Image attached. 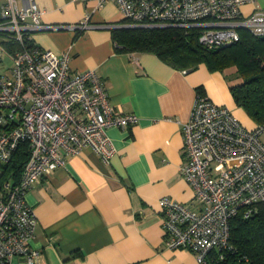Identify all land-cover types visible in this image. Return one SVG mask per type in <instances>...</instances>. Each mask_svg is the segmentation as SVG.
<instances>
[{
	"label": "built area",
	"instance_id": "1",
	"mask_svg": "<svg viewBox=\"0 0 264 264\" xmlns=\"http://www.w3.org/2000/svg\"><path fill=\"white\" fill-rule=\"evenodd\" d=\"M96 1L117 3L123 20L114 27L193 29L206 49L239 40L242 30L264 34V10H241L255 0ZM41 15L33 0H0V161L28 144L19 177L0 185V264H15V257L40 264V250L30 245L37 218L25 200L33 184L85 147L108 162L116 150L107 129L137 119L114 110L94 69L72 73L67 53L56 55L36 44ZM87 20L53 27L76 30L87 27ZM181 131L179 173L193 187L198 207L160 198L166 245L194 252L199 264H250L233 254L230 221L238 214L248 217L264 201V127L247 128L229 108L196 94Z\"/></svg>",
	"mask_w": 264,
	"mask_h": 264
},
{
	"label": "crops",
	"instance_id": "2",
	"mask_svg": "<svg viewBox=\"0 0 264 264\" xmlns=\"http://www.w3.org/2000/svg\"><path fill=\"white\" fill-rule=\"evenodd\" d=\"M42 10L36 44L67 53L72 73L94 69L114 110L134 114L135 123L107 129L115 153L104 162L89 147L65 156V163L25 193L36 218L30 245L40 264H199L194 252L169 248L163 239V196L193 208L194 190L179 173L184 160L182 124L196 87L230 109L247 128L257 124L228 95V82L204 64L187 72L152 52H117L111 29L123 20L114 1L33 0ZM22 3V0H19ZM264 0L244 4L249 14ZM80 29L66 26L82 22ZM264 142V131L260 133ZM0 161V175L1 164ZM13 180V178H8ZM15 264H26L15 257Z\"/></svg>",
	"mask_w": 264,
	"mask_h": 264
},
{
	"label": "trees",
	"instance_id": "3",
	"mask_svg": "<svg viewBox=\"0 0 264 264\" xmlns=\"http://www.w3.org/2000/svg\"><path fill=\"white\" fill-rule=\"evenodd\" d=\"M111 35L117 52H152L178 69L204 64L209 71L223 73L236 105L256 126L264 127V34L242 30L239 40L214 49L204 48L193 29L181 27H113ZM231 76L235 83L229 82ZM196 94L205 95L202 85L196 87ZM27 158L28 144L22 142L10 160L1 164L0 185L8 178L16 180ZM230 241L235 257L264 264V201L256 203L248 217L232 218Z\"/></svg>",
	"mask_w": 264,
	"mask_h": 264
},
{
	"label": "rangeland",
	"instance_id": "4",
	"mask_svg": "<svg viewBox=\"0 0 264 264\" xmlns=\"http://www.w3.org/2000/svg\"><path fill=\"white\" fill-rule=\"evenodd\" d=\"M0 72H4V66H3L2 64H0ZM227 73H229V72L227 71ZM230 75H231V74H230ZM229 82L235 83V79H233L232 76H231ZM228 95H229L230 99L235 103V101H234V99H233V96H232V93H231L230 88H229V84H228ZM235 104H236V103H235ZM240 108L243 109L242 107H240ZM243 110H244V109H243ZM245 113H246V112H245ZM246 114H247V113H246Z\"/></svg>",
	"mask_w": 264,
	"mask_h": 264
},
{
	"label": "water",
	"instance_id": "5",
	"mask_svg": "<svg viewBox=\"0 0 264 264\" xmlns=\"http://www.w3.org/2000/svg\"><path fill=\"white\" fill-rule=\"evenodd\" d=\"M113 27H114V25H113ZM186 71L189 72V71H191V69H187Z\"/></svg>",
	"mask_w": 264,
	"mask_h": 264
}]
</instances>
